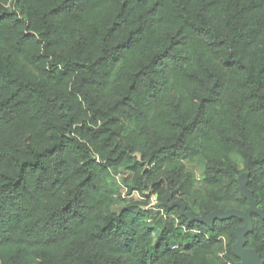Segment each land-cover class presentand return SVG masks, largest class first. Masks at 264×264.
<instances>
[{
	"label": "trees",
	"instance_id": "16d2710c",
	"mask_svg": "<svg viewBox=\"0 0 264 264\" xmlns=\"http://www.w3.org/2000/svg\"><path fill=\"white\" fill-rule=\"evenodd\" d=\"M252 206L264 264V0H0V264H238L185 215Z\"/></svg>",
	"mask_w": 264,
	"mask_h": 264
},
{
	"label": "water",
	"instance_id": "95a60500",
	"mask_svg": "<svg viewBox=\"0 0 264 264\" xmlns=\"http://www.w3.org/2000/svg\"><path fill=\"white\" fill-rule=\"evenodd\" d=\"M254 211H255V208L252 206L246 212H238L234 210L222 212V211L217 210L207 216L202 217L201 219L194 218L190 216L189 214H186L185 216L186 218H188L189 221H199L206 225L210 224L213 220H216V219L223 220L228 217H236L242 220L243 225L235 231V236L237 240H236V244L233 247V253L239 259L243 257L242 254H248L249 256L252 255L254 258H257V256L252 251H248L243 248V245H244L243 237L251 228L250 213ZM256 260H257V264H261L258 258Z\"/></svg>",
	"mask_w": 264,
	"mask_h": 264
},
{
	"label": "rangeland",
	"instance_id": "374dc122",
	"mask_svg": "<svg viewBox=\"0 0 264 264\" xmlns=\"http://www.w3.org/2000/svg\"><path fill=\"white\" fill-rule=\"evenodd\" d=\"M233 160L235 161L237 166L240 169H242L241 160L238 157H236V156L233 157ZM185 165H186L187 171L192 173L193 176H194V187L196 189H200L202 187V177H203V171H204V162L200 158H197V159H194V160H192L190 162L185 163ZM122 177H124V176H122ZM121 179L122 178H121L120 175L115 174V181H116L117 184L120 185ZM239 180H240L241 188L244 189L245 175L242 174L240 176ZM154 197L155 196H152V198H154ZM131 198H133V200H136V201H142V198L140 197V195L138 197L135 196V197H131ZM142 202H144V201H142ZM155 204H156V202L154 201V202H152V204L147 205V207L152 209V206L155 205ZM122 205H123L122 202L116 204L115 207H114V211L117 212ZM190 215H192V214H190ZM194 218H196V217H194ZM198 218L201 219L202 217L199 216ZM242 256L243 257L240 259V262L238 264H257V260H256L257 258H254L252 255L249 256L248 254H242ZM211 264H216V263L211 261Z\"/></svg>",
	"mask_w": 264,
	"mask_h": 264
},
{
	"label": "built area",
	"instance_id": "2783aa9c",
	"mask_svg": "<svg viewBox=\"0 0 264 264\" xmlns=\"http://www.w3.org/2000/svg\"><path fill=\"white\" fill-rule=\"evenodd\" d=\"M135 196H137V197H138L139 195H138L137 193H134V194H132V196H131V197H135ZM154 201L156 202V198H155V197H154V198H152V202H154ZM151 204H152V203H151Z\"/></svg>",
	"mask_w": 264,
	"mask_h": 264
}]
</instances>
